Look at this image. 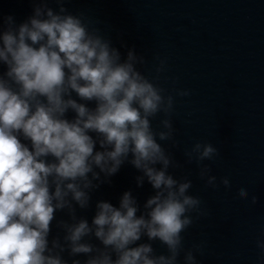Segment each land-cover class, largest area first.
I'll return each mask as SVG.
<instances>
[{
  "label": "clouds",
  "instance_id": "1",
  "mask_svg": "<svg viewBox=\"0 0 264 264\" xmlns=\"http://www.w3.org/2000/svg\"><path fill=\"white\" fill-rule=\"evenodd\" d=\"M67 2L55 0L53 9L48 0H33L24 22L8 15L0 24V264H181V255L182 264H199L205 244L186 249L182 233L209 211L189 194L192 181L169 171L183 165L161 143L179 147L175 96L190 90L174 88V96L160 86L167 60L159 56L149 79L138 68L147 63L143 55L129 49L122 59ZM160 115L157 131L152 121ZM183 155L206 186L218 187L203 163L220 156L217 147L196 142ZM125 163L141 173L137 187L147 181L154 191L142 210L128 190L118 207L97 201L91 222L78 215ZM220 183L231 187L228 177ZM238 196L248 200L249 192L241 188ZM58 212L68 219H57ZM53 221L57 232L49 239ZM156 241L165 253H157ZM256 248L264 264V232Z\"/></svg>",
  "mask_w": 264,
  "mask_h": 264
}]
</instances>
